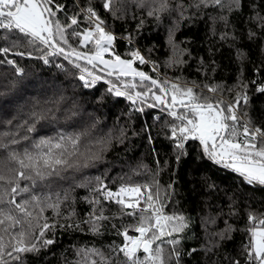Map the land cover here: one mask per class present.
<instances>
[{
    "label": "trees",
    "instance_id": "1",
    "mask_svg": "<svg viewBox=\"0 0 264 264\" xmlns=\"http://www.w3.org/2000/svg\"><path fill=\"white\" fill-rule=\"evenodd\" d=\"M103 2L54 0L55 4L64 5V11L58 12L56 18L68 24V17L90 3L105 21L107 30L117 37L112 47L116 54L130 59L129 53L138 47L157 65L155 70L148 63L136 61L134 66L138 70L161 82L167 79L182 86H194L198 95L211 97L213 102L220 98L234 102L237 92L246 93L249 100L247 105L241 101L239 114L247 113V119L264 128V93L256 90L264 85V20L258 18L264 17V0H240V6L233 7L231 12L227 8L211 6L199 10L188 7L184 12L185 19H180L176 13H166L160 20L149 17L148 8L136 7L133 0H115L116 16L103 9ZM172 2L187 6L193 0ZM120 16L123 18H116ZM220 16H226L227 23L219 19ZM212 17H216L215 22ZM78 19L79 27L73 26L76 31L89 27L83 14ZM141 20L143 25L138 27ZM173 27L170 43L169 30ZM67 31L70 34L72 29ZM13 40H18V46L13 47ZM69 44L81 52L92 49L91 44L81 46L78 39L71 36ZM60 46L69 50L67 45L61 43ZM0 47L11 48L6 54L0 53V133L14 134L5 138V142L11 138L20 140L21 143L14 147L22 151L40 137H53L58 132L86 133L81 151L91 148L92 153H97L101 147L105 148L101 159L78 171L68 170L66 179L38 182L35 194L43 197L51 193V202H55L58 192L62 203L59 214L47 207L42 213L49 224L55 225L44 237L54 243L41 247L38 252L24 254L23 264H91L92 261L118 264L124 259L122 253L113 249L123 244V236L118 233L135 224L137 217L127 215L115 200L103 199V190L93 192L92 189L100 187L97 178L113 192L121 185L147 183L154 188L155 182L159 183L165 214L181 215L188 225L182 233L173 234L180 240L175 246L181 253L179 264H232L235 260L240 264H252L243 254L250 235L248 217L251 214L264 218V186L253 187L239 173L209 160L203 155L198 140L185 141L184 149H177L176 141L170 138V125L179 121L167 114L166 105L149 107L155 103L151 93L146 103L137 101L134 105L126 96L107 91L109 80L123 90V84L115 76L78 61L81 67H88L103 77L86 88L79 80L81 72L70 62L71 58L66 60L63 55H49L48 63H45L42 57L52 49L38 42L29 44L5 30H0ZM18 52L25 55H16ZM8 60L14 64H8ZM175 60L183 63H175ZM17 68L22 69V73H18ZM121 80L131 78L122 77ZM135 83L137 87L128 91L144 92L152 87L150 81L141 85L139 78ZM242 84L247 87L241 88ZM217 85L220 86L217 93H210L205 87ZM229 88L231 92L227 90ZM152 91L161 94L158 88ZM168 99L170 102V96ZM34 107L36 110L51 109V112L48 119L37 124L36 132L29 133L26 127L19 125ZM139 108L144 111H138ZM25 136L30 139L23 140ZM97 141L106 143L97 144ZM3 155L0 150V156ZM81 183L88 186L79 187ZM65 193L67 199H64ZM21 198L27 199L28 194H21L17 199ZM95 200L99 203H90ZM101 210L108 219L98 221L99 232H93L90 215L99 216ZM213 219L215 223H209ZM221 232L225 233V238L212 237L218 247L206 254L202 248L208 243L206 233ZM34 242L41 243L39 240ZM165 248L167 255L171 248L168 245ZM93 249L99 250L104 259L90 251ZM192 249L197 251L192 252ZM139 255L143 258L144 254ZM170 264H176V261Z\"/></svg>",
    "mask_w": 264,
    "mask_h": 264
},
{
    "label": "snow or ice",
    "instance_id": "2",
    "mask_svg": "<svg viewBox=\"0 0 264 264\" xmlns=\"http://www.w3.org/2000/svg\"><path fill=\"white\" fill-rule=\"evenodd\" d=\"M114 3L115 0H104L102 7L116 16ZM133 3L136 7L148 8L147 15L157 20L166 13H176L180 19H185L184 12L188 7L199 10L211 6L222 10L227 8L231 12L233 7L240 6V0H193L187 6L182 2L173 4L172 0H133ZM61 11H64V5L55 4L54 0H0V30L17 35L29 44L38 42L52 49L42 57L45 63H48L49 55H63L66 60L71 58L70 62L80 70L79 80L86 88L95 85L103 77L97 76L88 67H81L78 61H85L93 68L97 64L103 65L102 71L106 70L108 76H115L123 84L122 90L109 80L110 87L107 91L116 96H126L134 105L137 101L146 103V98L151 93L155 103L148 106L154 108L166 105L164 110L167 114L175 121H179L178 124L173 122L170 125V138L176 141L177 149L183 150L185 141L198 140L203 155L209 160L239 173L248 184L264 186V128L254 126L246 118L247 113L241 115L237 111L241 101L247 105L249 97L246 93L237 92L234 102H226L222 98L213 102L211 97L198 95L194 91V86H182L179 82L174 83L167 79L163 82L152 79L147 73L134 66L136 61L140 64L148 63L139 50L130 52V59H122L112 51L117 37L107 30L105 21L90 3L88 7L81 8L79 12L68 17L70 21L68 24H63L56 18L57 13ZM81 14L89 27L76 31L73 26L79 27L78 17ZM258 18L264 20V17ZM212 19L215 22L216 17ZM219 19L227 23L226 16H220ZM142 25L143 20L138 27ZM174 27L169 30L170 43ZM68 29H72L70 34ZM69 36L78 39L81 46L91 44L92 49L89 52L79 51L69 44ZM12 43L13 47L18 46V40H13ZM61 43L67 45L69 51L61 47ZM173 48H176L174 44ZM10 51L9 47H0V53L6 54ZM106 53H111L114 58L105 59ZM16 55L24 56L25 53L18 52ZM27 55L30 56L31 53ZM174 62L183 63L181 60ZM7 63L14 64V61L8 60ZM58 67L63 68V65ZM16 71L22 73L23 70L17 68ZM122 77H130L131 80L124 81L121 80ZM137 77L141 85L145 81H150L152 87L144 92L128 91L129 88L137 87L135 83ZM169 84L170 87H165ZM205 87L210 93L220 91L219 85ZM246 87V84L241 85V88ZM153 88H158L161 94L157 95L152 91ZM227 90L232 91L231 88ZM256 90L264 93V85L258 86ZM169 96L170 102L166 99ZM137 110L144 111L143 108ZM50 112L51 109L36 110L34 107L19 127H26L29 133L36 132L37 124L48 119ZM7 123L11 124V121ZM13 135L9 132L0 133V150L4 152V155L0 156V264H23L24 254L38 252L41 247L54 243L52 239L44 237L55 225L49 224L47 218L42 217V213L47 207L56 210L59 214L62 200L58 192L55 194V202H51V193L43 197L35 194L34 189L38 182H45L51 178L66 179L65 173L68 170L78 171L80 167H87L90 162L101 159V153L105 150L101 147L97 153H92L91 148L81 151L86 133L58 132L53 137H40L32 141L30 147L20 151L14 147L21 143L20 140L11 138L5 142V138ZM22 139L28 141L30 138L25 136ZM104 143L106 142L97 141V144ZM97 182L100 183V187L92 189L93 192L103 190V199L115 200L127 215L137 217L135 224H130L118 233L123 236V244L113 251L122 253L124 258L118 261V264H170L173 260L179 264L181 253L175 246L180 240L174 238L173 234L182 233L188 225L185 223V217L181 215L165 214L159 183L155 182L154 188L147 183L121 185L116 192H113L108 190L99 178ZM78 186L87 187L88 184L81 183ZM21 194H28V198L18 200ZM67 198L68 195L65 193L64 199ZM90 203L98 204L99 200ZM41 219L44 220L43 223L40 222ZM106 219L108 218L103 216L102 210L99 216L90 215L92 231L98 233L97 222ZM248 219L251 222V226L247 229L250 235L248 243L244 245L243 254L252 264H264V218L250 214ZM209 223H215V220H209ZM129 229H134L138 235H129ZM206 235L209 237L208 243L202 248L206 254H210L218 247L212 237L218 236L223 239L225 233H206ZM35 240L41 243L38 245ZM165 245L171 248L167 255ZM90 251L104 259L99 250ZM196 251L197 249H192V252ZM141 252L144 254L143 258L139 255ZM85 254L87 255V252ZM91 264L96 262L92 261ZM232 264H240V261H232Z\"/></svg>",
    "mask_w": 264,
    "mask_h": 264
},
{
    "label": "built area",
    "instance_id": "3",
    "mask_svg": "<svg viewBox=\"0 0 264 264\" xmlns=\"http://www.w3.org/2000/svg\"><path fill=\"white\" fill-rule=\"evenodd\" d=\"M135 50H139V52L141 53V55L142 56H144V54L142 53V51L138 48V47H136L133 51H135ZM144 58H145V60L146 61H148V64L153 68V69H157V65L156 64H154L153 62H150L145 56H144ZM237 111H238V109H237ZM238 114H239V111H238ZM252 123V122H251ZM254 126H259V125H256V124H254V123H252ZM260 127V126H259ZM262 128V127H261ZM246 182V181H245ZM249 185H251V186H253V187H257V186H259L258 184H249ZM128 234L129 235H138V233H136L135 231H134V229H129V232H128Z\"/></svg>",
    "mask_w": 264,
    "mask_h": 264
},
{
    "label": "rangeland",
    "instance_id": "4",
    "mask_svg": "<svg viewBox=\"0 0 264 264\" xmlns=\"http://www.w3.org/2000/svg\"><path fill=\"white\" fill-rule=\"evenodd\" d=\"M112 51L114 52V50L112 49ZM116 54V53H115ZM116 55H118V54H116ZM114 57L111 55V53H106L105 54V59H109V60H111V59H113ZM121 58L122 59H128V58H124V57H122L121 56ZM103 66V65H102Z\"/></svg>",
    "mask_w": 264,
    "mask_h": 264
},
{
    "label": "water",
    "instance_id": "5",
    "mask_svg": "<svg viewBox=\"0 0 264 264\" xmlns=\"http://www.w3.org/2000/svg\"><path fill=\"white\" fill-rule=\"evenodd\" d=\"M66 50V49H65ZM66 51H69V50H66ZM82 62H85V61H82ZM86 63V62H85ZM96 67L97 68H99L101 71H102V69L103 68H100L98 65H96ZM103 72H105V73H107V71L106 70H104ZM150 77H152V76H150ZM138 78V77H137ZM152 79H155L154 77H152ZM157 80V79H156ZM166 99L169 101V99H168V97H166ZM179 107V106H178Z\"/></svg>",
    "mask_w": 264,
    "mask_h": 264
}]
</instances>
